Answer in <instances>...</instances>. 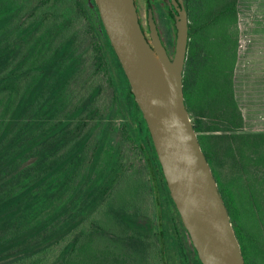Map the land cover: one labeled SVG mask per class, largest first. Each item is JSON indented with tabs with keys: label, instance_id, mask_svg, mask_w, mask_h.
<instances>
[{
	"label": "trees",
	"instance_id": "1",
	"mask_svg": "<svg viewBox=\"0 0 264 264\" xmlns=\"http://www.w3.org/2000/svg\"><path fill=\"white\" fill-rule=\"evenodd\" d=\"M52 1H72V9L63 41L52 44L50 53L35 64H25L20 54L11 55L13 28L0 18V99H11L15 89L27 95V102L22 101L6 125L0 126V160L14 151L25 157L20 177L24 186L12 189L8 183L0 184V264H169L166 246L178 247L179 237L168 220L165 192L181 216L95 0H44L42 8ZM187 1L185 103L245 262L264 264V132L242 130L245 120L235 97L238 0ZM34 26L28 25V31L33 32ZM83 34L92 41V53L71 50ZM91 34L101 40V47L93 44ZM80 58L90 61L91 67H85L83 87L71 90L69 80L79 69L71 66ZM227 64L228 77L222 74ZM102 78L115 89L127 132L150 176L142 203L139 190L134 187L131 193L126 173L118 167L90 191L79 189L83 169L97 165L104 149L102 143L89 145V134L82 129L92 115L102 112L101 105L110 103L101 102L106 86L95 87ZM29 104L35 120L25 133L23 118ZM59 196L62 206L52 218L19 223L18 211L39 198L55 204ZM39 237L43 243L37 247L32 241ZM191 245V264H203L192 241Z\"/></svg>",
	"mask_w": 264,
	"mask_h": 264
},
{
	"label": "rangeland",
	"instance_id": "2",
	"mask_svg": "<svg viewBox=\"0 0 264 264\" xmlns=\"http://www.w3.org/2000/svg\"><path fill=\"white\" fill-rule=\"evenodd\" d=\"M43 2L44 0H0V18H6V25L13 28L9 51L13 57L20 54L21 60L25 64L30 65L42 61L45 54L50 53L52 44L56 45L57 42L63 41V28L69 20L73 2L52 1L42 8ZM261 4L262 0H238L239 46L233 81L236 100L239 99L248 108H246V116L250 118V120L248 119L249 124L247 126L244 124L242 129L246 133L264 132V104L261 103L263 108L262 110L259 108L257 112L251 109L252 105H247V102L253 101L257 93L262 95L264 91V89L255 87L254 79L250 75L247 76L251 67H264V5ZM41 15L43 16L37 20ZM33 23L35 24L34 30L29 32L27 27ZM232 29L234 31V27ZM90 37L94 41V45L101 47V40L98 37L93 34ZM93 47L90 38L83 34L80 37V43L71 47V50L79 49V53L82 50L92 53ZM102 66L104 65L102 64ZM71 67H79V69L70 78L69 87L71 90H78L83 87L85 67H91V64L90 61L87 63L85 58H80L78 63ZM230 68L227 64L223 72L222 67V74L228 77ZM54 74L55 77L58 75L57 72ZM49 77L46 78L45 83L48 82ZM223 80L225 81V79ZM100 83L106 86L103 96H101V102L110 100V103L101 105L102 112L92 115L91 120L82 129L89 134V145L93 147L97 142L102 143L104 149L97 165L92 167L89 164L83 169V174L78 178L81 182L79 189H81V193L90 191L113 168L118 167L123 174L126 173L127 188H131V193H133L134 187L136 191L139 190L138 199L140 198L142 203L143 196L151 184L150 176L144 166L143 156L138 146L131 138V134L127 132V119L114 87L109 86V82L106 79L104 81V78L95 87ZM17 92L15 89L11 99H0V126L6 125L22 101L27 102V95L17 94ZM261 105L256 103L254 107L258 108ZM104 107H107L106 110ZM26 109L23 118L25 124L22 128L25 133H28L32 128L31 124L34 122L35 116L31 104ZM191 119L193 120V118ZM24 159L25 157L20 156L18 151H14L12 156L0 160V184L8 183L12 189L24 186V182L20 180L21 165L24 163ZM79 189L77 191H80ZM61 200L62 197L59 196L55 204H51L45 198L36 199L28 208L17 212L19 223L29 224L52 218L61 209ZM163 201L171 227L179 237L178 247H170L168 244L166 246L169 264H191L190 253L193 248L185 225L166 192ZM6 224H8L7 221L3 225ZM32 243L37 244L38 247V244L43 243V238L33 239Z\"/></svg>",
	"mask_w": 264,
	"mask_h": 264
},
{
	"label": "water",
	"instance_id": "3",
	"mask_svg": "<svg viewBox=\"0 0 264 264\" xmlns=\"http://www.w3.org/2000/svg\"><path fill=\"white\" fill-rule=\"evenodd\" d=\"M180 2L171 59L159 38L151 8L152 43L142 31L133 0H95L148 125L172 199L202 263L246 264L185 103L189 19L183 0Z\"/></svg>",
	"mask_w": 264,
	"mask_h": 264
},
{
	"label": "flooded vegetation",
	"instance_id": "4",
	"mask_svg": "<svg viewBox=\"0 0 264 264\" xmlns=\"http://www.w3.org/2000/svg\"><path fill=\"white\" fill-rule=\"evenodd\" d=\"M138 21L148 42L152 43V32L149 18V9L152 10L153 19L159 38L165 46L171 59L174 57L177 27L175 17L179 14L178 7L182 8L180 0H133ZM187 0L183 4L188 13ZM97 6V5H96ZM174 42V46H173ZM231 69L229 70L230 73ZM228 73V74H229Z\"/></svg>",
	"mask_w": 264,
	"mask_h": 264
},
{
	"label": "crops",
	"instance_id": "5",
	"mask_svg": "<svg viewBox=\"0 0 264 264\" xmlns=\"http://www.w3.org/2000/svg\"><path fill=\"white\" fill-rule=\"evenodd\" d=\"M260 5V4H259ZM261 5H264V0H262V4ZM250 75L252 77L253 80V83H256L255 87H258V88H261V89H264V67H251V70L247 73V76ZM250 77V78H251ZM238 102H239V106H240V109L243 113V116H244V120H245V126H247L249 123H248V119L250 120V118L246 116V105L245 103L243 104L242 102H240L239 99H237ZM257 104H260L263 103L264 104V91L262 93V95L260 94H256L254 96V99L253 101H250V102H247V105H252V110H259V108L262 110V105L258 108L254 107V105ZM248 109V108H247ZM264 109V108H263Z\"/></svg>",
	"mask_w": 264,
	"mask_h": 264
}]
</instances>
